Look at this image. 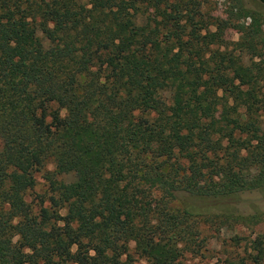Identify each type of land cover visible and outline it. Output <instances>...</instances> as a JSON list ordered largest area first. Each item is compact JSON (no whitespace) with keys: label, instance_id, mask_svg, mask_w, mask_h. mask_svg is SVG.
<instances>
[{"label":"trees","instance_id":"1","mask_svg":"<svg viewBox=\"0 0 264 264\" xmlns=\"http://www.w3.org/2000/svg\"><path fill=\"white\" fill-rule=\"evenodd\" d=\"M232 1L210 21L189 0H0V264H178L201 227L264 223L235 206L264 193V67L247 61L264 0ZM242 253L225 264H264V234Z\"/></svg>","mask_w":264,"mask_h":264},{"label":"rangeland","instance_id":"2","mask_svg":"<svg viewBox=\"0 0 264 264\" xmlns=\"http://www.w3.org/2000/svg\"><path fill=\"white\" fill-rule=\"evenodd\" d=\"M188 1V0H186ZM196 3V9L203 15L204 19L211 21V18L226 20L228 12L235 11V3L232 0H189ZM246 8L262 10L256 0H242ZM264 13V10H262ZM149 16L156 17L157 12L149 11ZM246 22H249L248 20ZM225 44L230 48L238 39V34L234 29H226L224 31ZM248 63H256L260 67H264V47L260 48L256 57H247ZM225 113V107L219 109V115ZM1 145V144H0ZM48 169H53L49 166ZM46 194V186L41 174H36L35 187L26 195V201L32 203L33 206L40 205L37 196ZM236 208L244 214H251L255 211H264V193L262 191H254L244 193L240 196L239 201L235 204ZM63 213V212H62ZM202 226V225H201ZM203 228L202 237L204 244L200 252L196 255L186 254L178 264H225L226 257L243 254L244 244L248 240L254 238L256 234H264V223L252 228L235 227L234 229H222L217 232L213 228ZM238 236L244 238L241 245L237 247L232 242V237ZM133 246L131 245V248ZM136 264H143L138 261Z\"/></svg>","mask_w":264,"mask_h":264}]
</instances>
